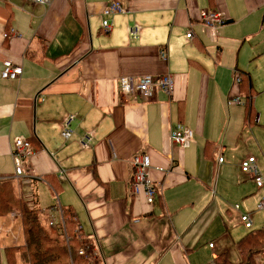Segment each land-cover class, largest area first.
Instances as JSON below:
<instances>
[{
  "label": "crops",
  "instance_id": "obj_1",
  "mask_svg": "<svg viewBox=\"0 0 264 264\" xmlns=\"http://www.w3.org/2000/svg\"><path fill=\"white\" fill-rule=\"evenodd\" d=\"M111 1L0 0V188L9 183L43 224L61 226L69 210L100 264H264V185L241 169L253 156L264 177V0H120L106 32ZM207 9L226 18L215 35L201 21ZM6 61L22 67L17 79L2 77ZM164 74L175 79L172 94L120 93L122 77ZM235 94L244 104H228ZM178 122L193 143L171 140ZM17 137L32 145L25 175L15 171ZM142 153L153 205L132 193V160ZM24 244L20 215H1L0 264Z\"/></svg>",
  "mask_w": 264,
  "mask_h": 264
},
{
  "label": "built area",
  "instance_id": "obj_2",
  "mask_svg": "<svg viewBox=\"0 0 264 264\" xmlns=\"http://www.w3.org/2000/svg\"><path fill=\"white\" fill-rule=\"evenodd\" d=\"M28 2L36 3V4H48L50 0H26ZM123 11V6L120 0H113L109 5H107L102 11V26L103 30L108 32L111 29V17ZM201 21L203 25L211 32L212 35H215L217 29L226 23V18L223 14L216 10H204L201 12ZM140 27L134 25L129 29V33L132 37H136L139 34ZM6 37L15 36V31L12 29L10 33H5ZM187 38H193V34L191 31L187 33ZM163 58H166L167 54L165 50H161L160 52ZM22 73V67L20 65H15L10 61H6L4 63V69L2 71V77L4 79H17ZM235 77V83H241V75L237 72ZM175 84V79L171 74H164L161 76H153V75H143L137 78L134 77H122L120 82V93L123 95H130L139 92L146 96L147 98H152L157 90H163L168 94H172L173 88ZM39 100H42L39 97ZM229 105H238L244 104L243 99L239 94L232 95L228 99ZM73 120V116H68L63 122L61 135L64 139H69L73 135V129L71 127V122ZM171 140L174 143L180 145L191 144L195 141V133L194 131L186 126L185 124L178 122L176 123L170 133ZM81 144L87 147L91 138L89 136H84L81 139ZM32 155V145L31 142L22 137H17L14 140V145L12 149V156L15 164V171L17 175H25L29 172L25 167L29 162V158ZM219 163L224 161V157L221 154L218 157ZM132 165L134 168V172L132 175V193L134 195L143 194L146 198V201L149 205H153L157 195V189L155 187V183L151 179L149 175V169L151 167L150 157L148 154L142 153L135 156L132 160ZM241 169L243 172L250 174L253 177L254 182L257 187H262L264 185V177L259 172L256 164V158L253 156H249L245 158L241 163ZM236 208L239 205H235ZM257 209H264V196L257 203ZM241 220L247 228L252 227V219L250 213L243 214L241 216ZM50 224L55 227H60L61 229L65 228V223L62 221L58 226L54 220H50ZM213 246V243L210 244ZM87 249L86 247L79 250V254L86 255Z\"/></svg>",
  "mask_w": 264,
  "mask_h": 264
},
{
  "label": "trees",
  "instance_id": "obj_3",
  "mask_svg": "<svg viewBox=\"0 0 264 264\" xmlns=\"http://www.w3.org/2000/svg\"><path fill=\"white\" fill-rule=\"evenodd\" d=\"M247 110L251 118L253 110L250 103L247 104ZM5 185L9 186L0 188V216L15 210L21 216L25 238L24 245L6 249L8 264H18L19 257L29 264H100L99 260L91 262L89 257L79 254L84 243L78 235L76 223L69 210L63 209L64 229L50 223L43 224L39 210L31 209L18 198L9 183L6 182ZM219 264L232 263L227 259H221ZM239 264L249 262L244 259Z\"/></svg>",
  "mask_w": 264,
  "mask_h": 264
},
{
  "label": "rangeland",
  "instance_id": "obj_4",
  "mask_svg": "<svg viewBox=\"0 0 264 264\" xmlns=\"http://www.w3.org/2000/svg\"><path fill=\"white\" fill-rule=\"evenodd\" d=\"M258 89V88H257ZM258 90H260V89H258ZM261 90H264V88L263 89H261ZM260 102H262V104H263V106H264V96H262V98L259 100ZM262 104L260 105L262 108H263V111H264V107L262 106ZM258 111H260V110H258ZM263 131V130H262ZM262 133V132H261ZM259 141L260 140H262L263 138H262V136L260 135V133H259ZM20 220H21V216H20ZM22 226V225H21ZM4 236V235H3ZM83 241V240H82ZM83 243H84V245L80 248V249H82V248H84V247H86V249H87V254L86 255H83V256H85V257H89V259H91V262H93V261H97V259L95 258V257H93L92 256V254H91V249L89 248V246H86L87 244H85V242L83 241ZM82 255V254H81ZM19 263H20V261H19ZM23 264H25V263H23Z\"/></svg>",
  "mask_w": 264,
  "mask_h": 264
}]
</instances>
